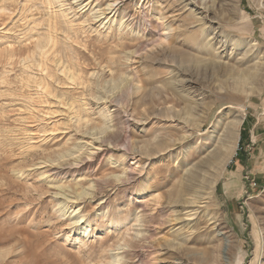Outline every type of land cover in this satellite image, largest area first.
<instances>
[{
  "label": "rangeland",
  "instance_id": "374dc122",
  "mask_svg": "<svg viewBox=\"0 0 264 264\" xmlns=\"http://www.w3.org/2000/svg\"><path fill=\"white\" fill-rule=\"evenodd\" d=\"M109 3L116 13L103 12ZM184 28L199 33L189 46L200 60L264 67V0H0V264H138L126 244L134 238L141 250L151 214L154 250H142L150 264H195L171 254L180 238L210 247V264H264V72L240 89L211 70L180 73L160 51ZM128 33L132 47L117 46ZM150 63L160 90L153 101L141 82ZM127 76L132 92L118 105L130 125L116 124L115 144L104 141L114 128L108 100ZM189 103L195 117L185 113ZM235 116L237 152L214 197L171 206L167 194L219 146ZM161 137L167 147L140 151ZM82 157L81 168L49 171ZM214 210L221 220L211 224Z\"/></svg>",
  "mask_w": 264,
  "mask_h": 264
},
{
  "label": "bare ground",
  "instance_id": "6f19581e",
  "mask_svg": "<svg viewBox=\"0 0 264 264\" xmlns=\"http://www.w3.org/2000/svg\"><path fill=\"white\" fill-rule=\"evenodd\" d=\"M105 11H106V13L108 11V14L113 13V12H115V13L117 12L116 7H114V3L113 4L109 3L108 6L105 7L103 12L105 13ZM160 19H164V17L160 16ZM132 22L133 21L130 22L129 26L131 25ZM160 25L161 24H159V26ZM204 32L208 37L209 34H207V29H205V28L200 29V33H204ZM197 34H199V33H197V32L190 33V30L188 28H184L182 33L178 34L177 37L173 36L175 38V41L169 40L168 47H165L163 50L160 51V53L164 55L167 53V51H170L172 53L171 54L172 60L176 63V65H175L176 69H178L180 71V73L182 71L184 73L191 75L193 73V71H195V70H197V71L211 70L213 72V76H215V77L228 76V77L234 78L235 82H233V83H234V85L239 87V89L243 88L246 83L251 84V82L252 83H255L257 81L261 82L260 78L263 75L264 67L263 68L258 67L257 69H255V68L250 67V66L244 67L242 65L224 66V65H221L217 61V59H218L217 56L209 58L207 61H203V60L198 59V58H200L199 55H201V54H199V53H201V52L199 50H196V49H195L196 51L195 50L193 51V48H191V46H189L190 43H193L196 41V37L198 36ZM130 36H131V33H128L127 35L123 36L122 38L120 37L119 38L120 41L117 40L118 41L117 46H122L125 48L132 47V45L130 44V41H129L131 38ZM181 36H183V39L180 42L176 41L177 38H180ZM206 44L212 46L213 42L211 41V39H209L206 42ZM134 47L135 48H133L134 50H132V52L137 53L140 50V46H134ZM168 54H169V52H168ZM211 54L212 53H210V55ZM216 57H217V59H216ZM150 58H151V61H153V63H154V61H155V63L157 62V64H159L161 62L154 55H152ZM202 61H203V63H202ZM195 62H197V63L194 64ZM181 67H183V68L181 69ZM211 71H210V73H211ZM146 72L149 75V77L144 79V80L143 79L141 80L144 87L147 88V91H146L144 96L153 101L154 97H155V92L156 91L160 92V90L159 89L157 90V88L155 87L156 85L152 86L153 82H154V77L156 74L153 64L150 63L147 65V71ZM197 74H198V72H197ZM125 80H126L125 84L121 87L120 93L117 95V97L114 99L112 98V99L108 100L110 102V104L113 107H115V109H114L115 115H114V117H112V121H111V122H114L111 126L114 128L107 132V134H106L107 137H106V139H104V141H110L112 143L116 142L115 144H117V142H118V141H116L117 140L116 137L118 134L117 133L118 128H116V124L119 122V123H121V125H125L126 127H127V125L128 126L130 125L129 124L130 119L124 118L120 115V108L118 105L120 101H128L130 98V94L132 92V85H131L132 82L129 79V76H127V78ZM172 83L173 82H169V84H172ZM251 91H255V88H254V90L252 89ZM258 93H259V91H258ZM192 104L193 103H189L188 107L185 110V113L187 115H192L193 109L195 108L194 106H192ZM207 114L208 113H206V115ZM195 116L196 115H194L193 117H195ZM181 118H183L185 120V123L186 124L188 123L189 126H197V127L201 126L200 124L197 123V120L196 121L195 120H189V118H185V117H181ZM181 118H179V119H181ZM231 118H233V117H231ZM241 124H242V117L235 116L233 119H231L230 123L228 124V126L224 132L222 141L220 142L219 146H217L216 149H214V150L211 149L212 151L207 156H205L203 159H201L196 165H194V167L192 169L188 170L187 173L185 174V176H182L179 178V180L175 183V187L177 189L174 191H170L167 194L168 195L167 197L171 203V206H178L180 204H191V205L197 204V205H200V203H206V202H204L206 199H212L214 197V194L216 191V185H217L219 179L221 178V176L225 172L227 166L231 163V161L234 159V157L236 155L237 146H238V142H239V138H240L239 128H240ZM124 131H125V129H124ZM187 137L188 136L183 135L182 137L179 138V141H185L187 139ZM121 144L123 147V152L125 154H131L132 153L133 148H132L131 140L129 139V137L127 135V132H125L124 140L122 141ZM167 146H168L167 139L161 137L158 139L148 141L141 148L140 151L142 153H151L152 151H156V149H158V148L164 149ZM198 153H200V152H198ZM193 154H195V153H193ZM87 159L88 158H86V157H84V158L82 157V158L76 160V162L61 163V164H58L56 166H52L49 169V171L53 172V174H63V173L66 174L67 172H70L74 168H76V169L81 168L84 164H86V162L88 161ZM124 173H126V174L125 175H119L118 177H120L121 179L125 180V182H127L130 180V176L127 174V172H124ZM65 176L66 175H64V177ZM93 183L95 184L94 187L96 189H98L102 186L103 180L97 178V179H95V182H93ZM190 194L193 196V198H191V199L186 198V196L190 195ZM80 195H82V193ZM59 208L61 209V208H63V206H59ZM217 209H219V208H217ZM202 211H204V210H202ZM217 211L218 210H214V214H212L210 216L209 220H210L211 224H215L219 220H221V219H219L220 217L219 218L216 217ZM166 212H167V210L166 211L164 209L161 210L160 213H161L162 218L166 214ZM187 215H193V214H187ZM179 216H180V214H179ZM150 219H151L152 224L156 223L154 216H152V214L150 216ZM142 222H143L142 226H144L143 229H145L146 232L143 233V235L141 236V239H140V241L143 240V244L140 245L141 250L136 252L135 249H133L134 247L138 246V242L136 241V239L131 238L130 240L128 239L127 244H126V245H128L129 249L126 250L124 253L134 255L135 258H137V260L135 262H137L138 264H150V260H147V258L144 257L142 250H144V251L145 250H154V245L150 241V239L154 237L153 233L150 232V230L152 228V224L150 223L149 220H146V219L145 220L143 219ZM160 222H163V221L161 220ZM177 239H179V238H177ZM179 240H180V242H178L177 244L175 243V245H177L175 247L176 250L173 251L171 254H175V255L180 256V258L182 260H185L186 257L189 256L190 257L189 261H191L195 264H210V262H211L210 261L211 260V249H210V247L201 246V245L191 247V246H189V243L191 242L189 240V238H184V239L180 238ZM203 241L204 240L198 239V240H196V243L203 244ZM171 245L173 246V244H171ZM151 252H153V251H151ZM123 258H124V256H123ZM213 259H214V257H213ZM242 261L240 260L237 264H241Z\"/></svg>",
  "mask_w": 264,
  "mask_h": 264
}]
</instances>
